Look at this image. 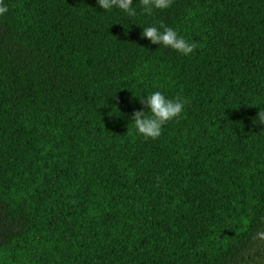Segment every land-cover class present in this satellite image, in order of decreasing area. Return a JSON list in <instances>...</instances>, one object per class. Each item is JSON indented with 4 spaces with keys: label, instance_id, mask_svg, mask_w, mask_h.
Segmentation results:
<instances>
[{
    "label": "trees",
    "instance_id": "16d2710c",
    "mask_svg": "<svg viewBox=\"0 0 264 264\" xmlns=\"http://www.w3.org/2000/svg\"><path fill=\"white\" fill-rule=\"evenodd\" d=\"M3 5L0 264H264V0ZM155 91L187 103L146 139Z\"/></svg>",
    "mask_w": 264,
    "mask_h": 264
},
{
    "label": "clouds",
    "instance_id": "9594fccd",
    "mask_svg": "<svg viewBox=\"0 0 264 264\" xmlns=\"http://www.w3.org/2000/svg\"><path fill=\"white\" fill-rule=\"evenodd\" d=\"M143 13L152 15L154 10H164L171 6L173 0H139ZM97 4L101 9L110 11L117 8L127 13L129 16L136 15L133 7V0H97ZM7 11V7L0 0V14ZM143 38L148 39L152 44L162 45L171 48L185 56L191 54L197 47L195 42H189L171 27L164 24L157 26L145 27L141 33ZM140 102L147 111H134L131 120L138 134L146 139H156L161 135L163 126L169 121L179 117L184 111L186 100L177 96L175 99L166 98L160 91H155L145 98H141ZM258 121L264 124V111L257 113ZM253 120V123H256ZM260 239H264V232L257 233Z\"/></svg>",
    "mask_w": 264,
    "mask_h": 264
}]
</instances>
